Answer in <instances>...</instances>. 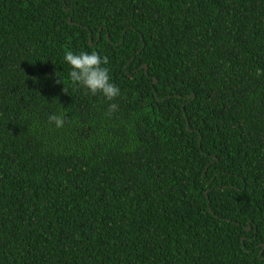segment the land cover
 <instances>
[{
	"label": "trees",
	"instance_id": "16d2710c",
	"mask_svg": "<svg viewBox=\"0 0 264 264\" xmlns=\"http://www.w3.org/2000/svg\"><path fill=\"white\" fill-rule=\"evenodd\" d=\"M258 69L264 0H0V264H264Z\"/></svg>",
	"mask_w": 264,
	"mask_h": 264
},
{
	"label": "clouds",
	"instance_id": "9594fccd",
	"mask_svg": "<svg viewBox=\"0 0 264 264\" xmlns=\"http://www.w3.org/2000/svg\"><path fill=\"white\" fill-rule=\"evenodd\" d=\"M64 61L70 66L68 73L73 86H80L92 95L102 94L108 101H114L121 96L120 88L110 76V70L105 66L109 63L107 56H101L98 52L80 51L75 53L71 50L65 52ZM264 70H257L259 77ZM65 92V88L63 89ZM119 108L117 103L108 105L107 115L111 116ZM67 116L65 113L51 114L48 117L49 123H54L57 128H62Z\"/></svg>",
	"mask_w": 264,
	"mask_h": 264
},
{
	"label": "water",
	"instance_id": "95a60500",
	"mask_svg": "<svg viewBox=\"0 0 264 264\" xmlns=\"http://www.w3.org/2000/svg\"><path fill=\"white\" fill-rule=\"evenodd\" d=\"M69 23H72V20L69 21ZM147 70V67H145ZM155 83H157V80H155ZM249 232H251V229H249Z\"/></svg>",
	"mask_w": 264,
	"mask_h": 264
}]
</instances>
